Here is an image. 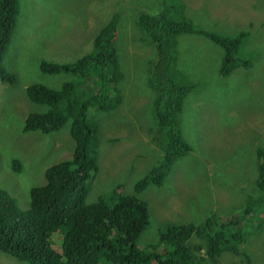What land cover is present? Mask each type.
<instances>
[{
    "label": "rangeland",
    "instance_id": "rangeland-1",
    "mask_svg": "<svg viewBox=\"0 0 264 264\" xmlns=\"http://www.w3.org/2000/svg\"><path fill=\"white\" fill-rule=\"evenodd\" d=\"M161 3L21 0L19 23L4 57L5 66L17 80L0 79V187L18 198L22 209L30 208V190L45 183L48 166L71 157L75 147L69 123L50 133L25 130L31 112L47 109L45 104L31 101L26 88L33 82L60 86L71 75L44 73L40 60L76 61L91 51L95 34L115 11H122L117 31L125 73L119 83L122 100L111 111H90L99 126L93 146L99 169L87 202L113 191L137 194L151 212L150 225L138 243L146 247L156 242L162 224L199 223L213 213L226 220L258 200L256 149L264 146V0ZM165 8L169 14H179L206 29L228 34L245 31L242 55L251 59V64H239L230 75L222 76L221 46L197 34L177 37L175 74L183 75V83H200L186 96L182 112L183 133L192 148L176 160L162 185L149 184L134 193L137 181L164 154L163 129L153 113L156 92L148 84L149 64L135 65L142 58L152 57L155 47L141 38L137 16L141 11L157 13ZM94 72L92 68L91 75ZM257 212L250 216V232L243 241L222 245L223 264H264V208ZM202 242L203 238L194 235L191 245L201 246ZM0 264L28 263L0 251Z\"/></svg>",
    "mask_w": 264,
    "mask_h": 264
},
{
    "label": "trees",
    "instance_id": "trees-1",
    "mask_svg": "<svg viewBox=\"0 0 264 264\" xmlns=\"http://www.w3.org/2000/svg\"><path fill=\"white\" fill-rule=\"evenodd\" d=\"M162 1L166 5L169 0ZM21 8V0H0L3 82L17 80V75L5 66L4 57L16 32ZM121 15L122 11L112 14L95 34L91 51L76 61L40 60L42 72H65L71 76L56 87L40 82L27 86L28 98L45 104L47 109L31 112L25 130L50 133L69 123L75 140L74 152L71 157L48 166L45 183L30 190L31 205L27 210L20 207L18 198L0 187V251L28 264H223L222 245L243 241L250 232V216L264 208V146L256 149L255 184L261 194L258 200L233 212L226 220L213 213L199 223L162 224L156 242L146 247L138 243L150 225L151 212L148 203L137 194L113 191L87 202L91 182L99 169L93 149L99 126L91 119L90 111L92 108L111 111L122 100L119 83L125 73L120 59L122 47L117 42ZM137 27L141 38L155 47L152 57L142 58L140 63L137 56L134 60L135 65L143 66L145 61L149 64L148 84L156 92L153 113L163 129L164 154L137 181L134 193L149 184L162 185L176 160L192 148L183 133L182 112L186 96L199 88L200 83H183V75L175 74L177 37L197 34L221 46L222 76L230 75L239 64H251V59L242 55L245 31L228 34L206 29L179 14H169L166 8L157 13L141 11ZM194 235L203 238L201 246L191 245Z\"/></svg>",
    "mask_w": 264,
    "mask_h": 264
}]
</instances>
